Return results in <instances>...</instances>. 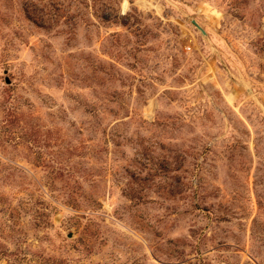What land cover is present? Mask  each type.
<instances>
[{"label":"rangeland","instance_id":"1","mask_svg":"<svg viewBox=\"0 0 264 264\" xmlns=\"http://www.w3.org/2000/svg\"><path fill=\"white\" fill-rule=\"evenodd\" d=\"M0 264H264V0H0Z\"/></svg>","mask_w":264,"mask_h":264}]
</instances>
